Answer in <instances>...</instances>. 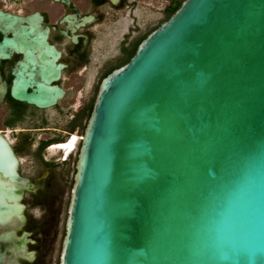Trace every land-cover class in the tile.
Returning <instances> with one entry per match:
<instances>
[{
  "label": "water",
  "instance_id": "obj_1",
  "mask_svg": "<svg viewBox=\"0 0 264 264\" xmlns=\"http://www.w3.org/2000/svg\"><path fill=\"white\" fill-rule=\"evenodd\" d=\"M24 20L0 46L48 47ZM57 264H264V0H183L102 77Z\"/></svg>",
  "mask_w": 264,
  "mask_h": 264
},
{
  "label": "flooded vegetation",
  "instance_id": "obj_2",
  "mask_svg": "<svg viewBox=\"0 0 264 264\" xmlns=\"http://www.w3.org/2000/svg\"><path fill=\"white\" fill-rule=\"evenodd\" d=\"M0 2L1 10L25 19L20 26L32 31L30 37L44 35L49 44L0 46V264H49L54 205L69 200L98 84L145 31L142 24L128 25L119 32L116 54L102 57L93 40L103 36L106 20H119L135 0ZM4 36L13 33L0 32V42ZM43 96L53 103L27 100Z\"/></svg>",
  "mask_w": 264,
  "mask_h": 264
},
{
  "label": "rangeland",
  "instance_id": "obj_3",
  "mask_svg": "<svg viewBox=\"0 0 264 264\" xmlns=\"http://www.w3.org/2000/svg\"><path fill=\"white\" fill-rule=\"evenodd\" d=\"M0 4L2 3L0 2ZM168 4L169 0H135V5L129 9L126 15H122L119 20H106L108 27L104 30L103 36L96 38L92 42L97 48L98 53H101L102 57L115 55L120 42V31H125L128 25L135 22L142 24L143 30L146 32L164 17V9ZM115 62L113 61L112 63L115 64ZM102 71H98V73H102ZM67 191H69L68 188ZM67 202L68 197L66 196L59 199L54 205V210H58V222L53 227L55 230L53 241L47 253L49 264H57L58 262Z\"/></svg>",
  "mask_w": 264,
  "mask_h": 264
},
{
  "label": "trees",
  "instance_id": "obj_4",
  "mask_svg": "<svg viewBox=\"0 0 264 264\" xmlns=\"http://www.w3.org/2000/svg\"><path fill=\"white\" fill-rule=\"evenodd\" d=\"M183 0H169V4L165 7L164 9V17L156 24L154 25L151 29L147 30L146 32H144V34L139 37L138 39H136V41L134 42L133 46L130 48H125V52L124 54L115 62V64L111 65L104 73L103 76H105L106 74H108L112 69L124 64L125 62H127L129 60V58L133 55V53L135 52V49L138 45V43L146 37V35L152 31L153 29H155L156 27H158L160 25L161 22L167 20L169 18V16L171 14H173V12L180 6L181 2Z\"/></svg>",
  "mask_w": 264,
  "mask_h": 264
}]
</instances>
